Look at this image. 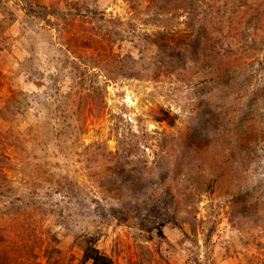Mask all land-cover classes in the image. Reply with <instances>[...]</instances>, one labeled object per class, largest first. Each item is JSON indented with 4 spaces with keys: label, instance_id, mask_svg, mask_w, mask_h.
I'll use <instances>...</instances> for the list:
<instances>
[{
    "label": "rangeland",
    "instance_id": "obj_1",
    "mask_svg": "<svg viewBox=\"0 0 264 264\" xmlns=\"http://www.w3.org/2000/svg\"><path fill=\"white\" fill-rule=\"evenodd\" d=\"M0 264H264V0H0Z\"/></svg>",
    "mask_w": 264,
    "mask_h": 264
},
{
    "label": "trees",
    "instance_id": "obj_2",
    "mask_svg": "<svg viewBox=\"0 0 264 264\" xmlns=\"http://www.w3.org/2000/svg\"><path fill=\"white\" fill-rule=\"evenodd\" d=\"M214 80V79H213Z\"/></svg>",
    "mask_w": 264,
    "mask_h": 264
}]
</instances>
